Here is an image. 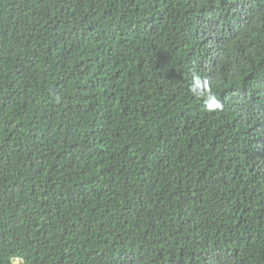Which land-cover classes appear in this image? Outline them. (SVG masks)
Returning <instances> with one entry per match:
<instances>
[{
  "label": "trees",
  "instance_id": "obj_1",
  "mask_svg": "<svg viewBox=\"0 0 264 264\" xmlns=\"http://www.w3.org/2000/svg\"><path fill=\"white\" fill-rule=\"evenodd\" d=\"M0 264H264V0H0Z\"/></svg>",
  "mask_w": 264,
  "mask_h": 264
},
{
  "label": "clouds",
  "instance_id": "obj_2",
  "mask_svg": "<svg viewBox=\"0 0 264 264\" xmlns=\"http://www.w3.org/2000/svg\"><path fill=\"white\" fill-rule=\"evenodd\" d=\"M189 91L198 98L205 97L206 107L209 110L220 107L219 102L211 94L208 80L200 75L194 74L192 76Z\"/></svg>",
  "mask_w": 264,
  "mask_h": 264
}]
</instances>
